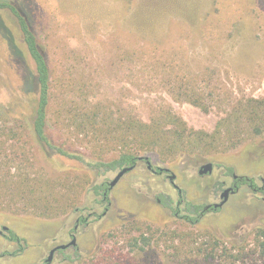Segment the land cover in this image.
<instances>
[{"label": "rangeland", "instance_id": "obj_1", "mask_svg": "<svg viewBox=\"0 0 264 264\" xmlns=\"http://www.w3.org/2000/svg\"><path fill=\"white\" fill-rule=\"evenodd\" d=\"M10 1L28 11L51 67L50 141L81 158L34 138L33 63L14 17L0 11L24 54L0 30V264H43L72 239L50 264H181L201 260L197 251L211 249L215 238L211 264H264V192L241 185L197 224L159 200L177 204L182 190L193 203H218L234 182L228 167L264 183V127L255 132L260 122L249 113L264 104V0ZM132 118L159 123L168 143L180 128L211 134L226 119L223 136L234 144L185 142L174 155L143 149L137 155L175 173L179 188L139 160L103 200L94 186L119 169L88 162L127 152L121 139L129 135L119 125ZM207 162L212 173L200 175ZM80 216L87 223L78 224ZM3 226L24 239L19 254H10L19 245Z\"/></svg>", "mask_w": 264, "mask_h": 264}, {"label": "trees", "instance_id": "obj_2", "mask_svg": "<svg viewBox=\"0 0 264 264\" xmlns=\"http://www.w3.org/2000/svg\"><path fill=\"white\" fill-rule=\"evenodd\" d=\"M5 10L9 11L15 19L16 27L22 37V43L24 46V52L30 57L33 63V85L35 89V107L33 112V122H32V132L34 138L37 142L42 145L49 146L55 150L56 153L62 156H77V158H81L79 155H73L66 151L65 149L55 146L51 143L50 138L47 133L48 127V113L52 99V73L49 62L46 58V55L38 41V38L30 24L28 11L23 6L16 4L10 0H0V11ZM2 17L0 16V30H3L4 36L10 41V44L14 48L16 52L19 54H23L22 49L18 46L15 38L11 32V30L6 26V24L2 21ZM24 55V54H23ZM195 104L200 105L201 103L197 101H193ZM262 105V104H260ZM263 109V112L261 110ZM261 110L255 107H251L249 109V113L251 115V119L258 120L260 124L254 127L255 132L260 133V131L264 127V104L261 107ZM246 112L248 109L240 110V112ZM226 124V119H222L218 122L216 130L209 134L203 131H193L190 130L187 132L186 128H180L178 131H174L175 139L168 143V141H164L161 134L160 124L157 122L142 123L139 120L134 118L130 119L127 126L119 127L123 128L122 132H125L129 135L122 136L123 141L122 144L126 146L128 149L127 152L121 153L117 158L109 160L107 162L97 161V162H88L89 165L93 166L96 169L102 170L105 169L107 171L121 169L125 166H136L137 162L140 160L141 156L137 154L139 151L147 148H156L159 149L160 153L165 155L170 153L172 155L177 154L180 148L183 146L185 142H188L189 145L194 148L199 147H220L221 144H225L226 148H230L226 145V143L234 144L232 139L226 140L224 139L222 129ZM181 125V122H180ZM179 125V126H180ZM194 139L190 141V138ZM148 141V138L151 139ZM161 138V139H160ZM160 139V140H159ZM148 141V142H147ZM147 142V143H146ZM164 142V143H163ZM222 142V143H220ZM146 143L145 146L142 144ZM142 145V146H141ZM128 146V147H127ZM233 146V145H232ZM231 146V147H232ZM145 159V157H144ZM160 171H163L164 168L160 167ZM228 172L233 174L234 181L239 185H247L253 189L254 192H264V183L262 185H258L256 179L252 176L247 175H236L234 174V170L232 167L227 168ZM94 190L96 193H100L103 195V200L108 199L109 195V182H103L101 184H97L94 186ZM180 197L177 201V204H174V199L170 196L163 197L159 196V200L169 207L173 214L176 217L182 218L185 221L191 224H197L201 218L209 211H217L219 208H214V206L207 207L208 204H196L191 201L185 200L182 190H180ZM108 208V206H107ZM107 208L105 210H107ZM104 214V213H103ZM103 214H99V217L103 216ZM4 230V229H3ZM6 237L10 241L17 242L19 245V249L17 251L10 252V254H19L23 250L22 241L24 239L20 237L14 230L7 228L5 230ZM259 236L263 238L260 242L262 250V255L264 256V229L259 230ZM219 244V238H215L214 246L211 249L200 248L197 251L201 256L203 254V258L200 260L198 258L195 259H183L181 260V264H211V260L214 259L215 253L217 252ZM61 251L63 249H60ZM206 250V251H205ZM7 252H5L6 254Z\"/></svg>", "mask_w": 264, "mask_h": 264}, {"label": "water", "instance_id": "obj_3", "mask_svg": "<svg viewBox=\"0 0 264 264\" xmlns=\"http://www.w3.org/2000/svg\"><path fill=\"white\" fill-rule=\"evenodd\" d=\"M144 159V157H140V160ZM145 160H147L148 162V168L151 169L152 168V164L150 163V161L148 160L147 157H145ZM134 168V166H125L121 169H119L117 175L114 177V179H112L110 182H109V188L111 189L114 185L117 184V182L121 179V177L126 174L127 172L131 171L132 169ZM213 168H214V164L212 162H207V163H204L200 166L198 172L200 175H205V174H209V173H212L213 171ZM166 170L168 171L169 169L166 168ZM175 178H176V174L175 173H172L169 175V179L170 181L173 183V185L177 188L178 185L175 183ZM234 192V189L233 187H227L225 188L220 197H221V201L218 202V203H214V204H208L207 207H210L211 205L214 206V208H219V207H222L224 205V203L228 200L229 198V195L231 193ZM8 227L7 226H3V229L6 230ZM76 244V240L75 239H72L70 242L68 243H64V244H59V245H56L55 247H53L50 252H49V255L47 256V258L45 259V262L43 264H50V262L53 260L54 258V255L56 253V251L60 250V249H66L72 245H75Z\"/></svg>", "mask_w": 264, "mask_h": 264}, {"label": "flooded vegetation", "instance_id": "obj_4", "mask_svg": "<svg viewBox=\"0 0 264 264\" xmlns=\"http://www.w3.org/2000/svg\"><path fill=\"white\" fill-rule=\"evenodd\" d=\"M141 161H145L146 163L148 162L147 160H145V159H142ZM147 167H148V163H147ZM164 168V167H163ZM160 169V167H153L152 166V168L150 169L153 173H156V174H160V175H162V174H165L168 178H169V175H170V171L168 170H166V168H164V170L163 171H160L159 170ZM234 177V176H233ZM228 187H233V189H234V192H236V191H238V189L240 188V186L234 181L233 182V184L231 185V186H228ZM227 188V187H226ZM233 192V193H234ZM232 194V193H231ZM214 204V203H213ZM107 208V207H106ZM105 208V209H106ZM107 210H108V208H107ZM212 211V210H211ZM106 212V211H105ZM104 212V213H105ZM90 214H95V212H91ZM88 219H87V217H85V216H80V217H78L77 218V223L78 224H80V222H83V223H87L86 221H87ZM77 224V225H78ZM76 248V247H75ZM67 249V248H66ZM63 250H65V249H63ZM58 251H61V250H58ZM57 252V251H56Z\"/></svg>", "mask_w": 264, "mask_h": 264}]
</instances>
